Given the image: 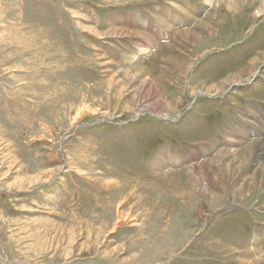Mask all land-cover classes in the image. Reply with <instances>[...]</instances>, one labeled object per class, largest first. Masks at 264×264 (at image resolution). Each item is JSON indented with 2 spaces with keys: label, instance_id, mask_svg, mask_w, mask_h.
<instances>
[{
  "label": "rangeland",
  "instance_id": "rangeland-1",
  "mask_svg": "<svg viewBox=\"0 0 264 264\" xmlns=\"http://www.w3.org/2000/svg\"><path fill=\"white\" fill-rule=\"evenodd\" d=\"M0 264H264V1L0 0Z\"/></svg>",
  "mask_w": 264,
  "mask_h": 264
},
{
  "label": "bare ground",
  "instance_id": "bare-ground-1",
  "mask_svg": "<svg viewBox=\"0 0 264 264\" xmlns=\"http://www.w3.org/2000/svg\"><path fill=\"white\" fill-rule=\"evenodd\" d=\"M264 1V0H263ZM262 4V3H261ZM237 6V5H236ZM262 10V9H261ZM258 11V10H257ZM257 14L259 15L260 13H259V11L257 12ZM261 14H263V13H261ZM88 28V27H87ZM212 34V33H211ZM199 40V39H198ZM260 59V58H259ZM263 60V59H262ZM250 69H251V67H250ZM234 76V75H233ZM239 79V77H234V80L235 81H233V80H230L229 82H238L237 80ZM241 79V78H240ZM197 93V92H196ZM79 112H81V111H79ZM252 148H262V145H258V144H256V143H253L252 145H251V148L250 149H252ZM237 150V149H236ZM257 150V149H256ZM249 156H250V152H249ZM235 158V157H234ZM237 158H239V155H237ZM239 163H241L242 162V160L241 159H239V161H238ZM10 171V170H9ZM8 172V171H7Z\"/></svg>",
  "mask_w": 264,
  "mask_h": 264
}]
</instances>
